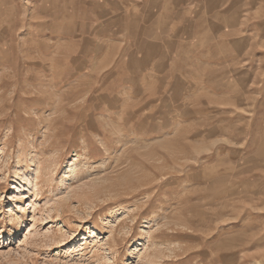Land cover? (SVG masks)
Here are the masks:
<instances>
[{"label":"rangeland","instance_id":"rangeland-1","mask_svg":"<svg viewBox=\"0 0 264 264\" xmlns=\"http://www.w3.org/2000/svg\"><path fill=\"white\" fill-rule=\"evenodd\" d=\"M0 264H264V0H0Z\"/></svg>","mask_w":264,"mask_h":264},{"label":"bare ground","instance_id":"bare-ground-1","mask_svg":"<svg viewBox=\"0 0 264 264\" xmlns=\"http://www.w3.org/2000/svg\"><path fill=\"white\" fill-rule=\"evenodd\" d=\"M64 50V49H63ZM77 167V165L74 164V167L71 169L72 171ZM76 170V169H75ZM77 247V246H76Z\"/></svg>","mask_w":264,"mask_h":264}]
</instances>
